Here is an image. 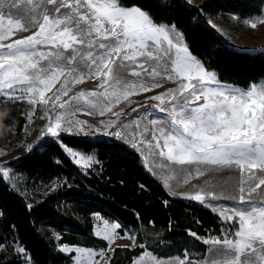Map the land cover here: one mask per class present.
<instances>
[{
  "label": "snow or ice",
  "instance_id": "1",
  "mask_svg": "<svg viewBox=\"0 0 264 264\" xmlns=\"http://www.w3.org/2000/svg\"><path fill=\"white\" fill-rule=\"evenodd\" d=\"M21 2L13 0L10 9L18 8ZM45 2L54 6L55 15L43 8ZM26 4L23 17L14 18L11 11L7 15L0 11V100L26 98L33 106L39 104L44 108L42 118L47 119L44 133L58 138L61 132L85 129L83 122L72 118V101H82L101 116H119L112 110L122 100L162 87L157 77L173 82L178 78L176 88L148 97L157 102L152 107L166 113L167 118L152 119L151 129L146 126L139 131L138 125V133L133 134L134 146L143 145L169 165H195L194 173L185 176V184L193 175H204L208 168H234L239 178L237 195L231 199L244 207L220 211L225 221L232 222L231 229L222 239L203 240L210 247L202 259H189L185 253L183 258H170V264H264V84L248 89L213 86L218 83L216 74L192 56L175 25L170 29L157 24L138 5L121 0H26ZM3 7L0 0V9ZM61 9L67 11L61 14ZM244 23L255 29L264 24V16ZM32 28L35 31L31 35L12 39L17 32ZM78 58L87 71L73 66ZM149 61L156 63L149 67ZM129 76L138 80L130 81ZM143 77L153 82L148 84ZM91 78L100 81V91H82L60 102L72 86ZM57 84V91L47 96ZM17 90L25 95L16 96ZM115 135L120 137L121 133ZM149 135L150 139L145 138ZM65 147L78 166L88 168L94 162L91 156ZM8 175L5 170L3 177ZM165 186H169L167 180ZM186 198L207 207L209 199L218 197L201 188ZM118 227L106 222L103 233L97 230L96 235L111 246ZM189 235L196 236L191 232ZM60 251H74L76 264H99L96 256L107 264L103 250L64 246ZM145 257L150 264H164L149 252L134 264H144Z\"/></svg>",
  "mask_w": 264,
  "mask_h": 264
},
{
  "label": "trees",
  "instance_id": "2",
  "mask_svg": "<svg viewBox=\"0 0 264 264\" xmlns=\"http://www.w3.org/2000/svg\"><path fill=\"white\" fill-rule=\"evenodd\" d=\"M121 2L138 5L157 24L175 25L192 56L215 73L219 81L242 89L264 81V49L244 52L231 48L209 23V18L216 15L234 14L242 18L260 15L264 0H202L194 5L184 0ZM24 124L23 105L18 102L0 105V126L4 131L21 132ZM63 145L94 153L103 162L100 174L88 171L89 179L84 178L62 149ZM8 168L19 178L20 189L13 190L7 181L0 179V264H21L22 256L30 264H72L73 253L56 251L43 230L48 228L59 234L60 243L90 245L91 215L95 212L119 218L133 227L142 224L150 231L158 229L168 236V243L187 230L204 237L203 230L222 236L219 234L222 227L231 229V224H220L212 212L201 206L194 207L190 214L183 213L184 203L169 200L138 156L117 141L61 135L59 142L52 139L42 142L38 148L10 161ZM29 181L49 189L32 197L27 191ZM14 247L25 252L14 256ZM124 251L120 262L115 263L114 259L112 262L131 264L142 252ZM7 253L9 261L5 260Z\"/></svg>",
  "mask_w": 264,
  "mask_h": 264
},
{
  "label": "rangeland",
  "instance_id": "3",
  "mask_svg": "<svg viewBox=\"0 0 264 264\" xmlns=\"http://www.w3.org/2000/svg\"><path fill=\"white\" fill-rule=\"evenodd\" d=\"M189 5L198 4L202 0H184ZM4 7L0 9L5 15L11 11V14L14 18L23 17L25 15V10L27 9L26 0H22L19 3L18 8H11L10 5L13 3V0H3ZM44 9L48 11L50 15H55L54 6L47 5L46 2L43 6ZM66 9H61V14L66 12ZM264 16V7L260 15L253 17H239L234 14H225V15H216L209 18V23L211 26L219 32L222 37V40L231 48H234L239 51L244 52H257L264 49V24H258L255 29L248 27L244 21L250 20L252 18H258ZM171 29V25H166ZM176 29V28H175ZM177 30V29H176ZM35 31V28H32L29 31L17 32L12 39H18L26 37L32 34ZM178 31V30H177ZM179 32V31H178ZM180 33V32H179ZM184 41V40H183ZM4 43L10 41L5 40ZM47 51V49H40ZM70 55V53H66ZM194 57V56H193ZM155 61H149V67L155 65ZM163 63V61L161 62ZM81 71H87L83 69L79 63V58L76 64L73 65ZM159 71L163 74V68H160ZM208 71V70H207ZM217 78V77H216ZM130 81L136 82L138 78L129 76ZM144 82L151 84L153 81L150 78L143 77ZM63 78H61V82ZM218 83L213 85L215 87H231L235 89H242L236 85L221 82L217 79ZM156 82L160 83L162 87L153 89L152 91L141 93L139 95L130 96L128 100H122L118 105L113 108V112H119V116H115L112 113H106L105 115H99L95 110L90 109L82 101L77 104L75 101H72V110L75 111L74 120L83 122L85 129L83 132L74 129L72 132H61V135H74L76 137H84L90 139H105L109 141H117L125 145L128 149L133 151L142 164L143 168L151 178L158 182L165 192L168 194V199L172 201H182L184 207L186 208L183 213H188L194 211V207L201 206L205 209H208L212 212L217 218L220 224L227 223L231 224V221H225L220 216V211L224 209L232 208H243L244 205L238 203L237 200L231 199V197L237 195L236 185L238 183L239 173L234 168H208L205 171V174L199 177L193 175V178L190 179L189 183H183V180L186 175L189 173H194L196 166H176L169 165L166 160H162L158 154H150L149 150L143 145L134 146L133 134L142 131L146 126L151 129L150 121L152 119H166L167 114L160 112L158 109L153 108L152 105L157 103L151 101L148 97L153 95H158L168 91L169 89H174L178 86L177 82L169 81L163 79L162 77H157ZM100 81L95 78L85 79L83 83L75 84L71 87L67 96L62 97L60 102L65 100H70V98L76 95L79 92H91V91H100L98 89V84ZM192 83H196L193 81ZM264 81H261L255 85H262ZM59 84L53 88L52 92L47 93V96H52L53 93L57 91ZM16 96L25 95L23 92L17 90L14 93ZM46 96V98H47ZM5 102H18L23 105V116L25 119V124L21 132H15L14 130L4 131L0 126V175L3 177V172L7 170L9 172L8 177H3L5 181L9 184L10 188L13 190L20 189L19 178L11 174L10 169L8 168V163L10 161L16 160L23 155L31 152L33 149L38 148L42 142L47 140H55L59 142L60 136L51 137L44 133V128L47 124V119L44 117V108L39 104L33 106L28 103L27 99H19L15 101H10L7 97H4L0 100V105ZM59 103V102H58ZM51 104L49 105V108ZM136 109V111H133ZM55 111H60L56 109ZM91 112L92 114H88ZM105 124H111L113 126L104 127ZM68 125L65 124V127ZM120 132L121 136L117 137L116 132ZM145 138L150 139V135ZM75 150L77 153H82L93 158V163L88 168H82L78 166L74 161L72 156L69 154V151L66 150L65 145L62 146L64 152L69 156L72 162L79 167L81 175L89 179V174L99 175L102 169L103 162L98 160L94 153H83L77 149L69 148ZM163 165V167L161 166ZM205 168L206 166H200ZM169 176H172V179H168ZM167 180L168 187L165 186V181ZM203 188L205 191L214 192L218 197L217 199H209L207 201L208 206L186 198L188 194H195L196 191H199ZM264 188V186H262ZM40 185L37 183L33 185L32 181H29L27 191L33 197L34 195L42 194L44 191ZM259 192V190H258ZM223 197V198H220ZM92 226L90 230L91 244H76L68 245L65 243H60V235L54 232L51 229L46 228L43 230L46 238L53 243V246L56 251L64 246H67L69 249L83 248L89 249L95 252H100L103 250L106 254L107 264H115L122 260V257L125 256L126 252L137 249V251H142L141 254L133 260L131 264H134L135 261L139 260L145 252H149L155 257L159 258L164 262V264H170V258H183L185 253L189 254V259H195L199 261L207 254V249L210 245L202 244L203 240L210 238L222 239L225 235H228L227 229L221 228L219 232L222 236L212 235L211 232L203 230L205 236H192L189 233H194L190 230L184 231L183 235L177 237V239L172 243L167 242L169 239L167 235L163 234L158 229L148 230L143 228L142 224H139L137 227L128 225L124 221L116 217L103 216L100 212H95L91 215ZM115 223L119 227L115 230L116 238L109 246L107 240L102 239L96 235V231L100 230L103 233L105 223ZM151 228V227H150ZM128 236L130 238H121ZM199 237V239H197ZM135 239V243L133 241ZM149 244V247H148ZM206 248V249H204ZM119 249V251H116ZM19 248L14 247L13 253L14 256L19 255L21 252L18 251ZM206 251V252H205ZM205 252V254H204ZM63 253H73V263L76 264L77 254L74 251H67ZM5 260H11V257L8 256V253L5 254ZM114 259L115 263L112 262ZM95 260L99 261V264H105L104 260H101L99 256L95 257ZM21 264H30L27 257H20ZM144 264H150V261L147 257L144 259Z\"/></svg>",
  "mask_w": 264,
  "mask_h": 264
},
{
  "label": "crops",
  "instance_id": "4",
  "mask_svg": "<svg viewBox=\"0 0 264 264\" xmlns=\"http://www.w3.org/2000/svg\"><path fill=\"white\" fill-rule=\"evenodd\" d=\"M205 254V253H204Z\"/></svg>",
  "mask_w": 264,
  "mask_h": 264
}]
</instances>
